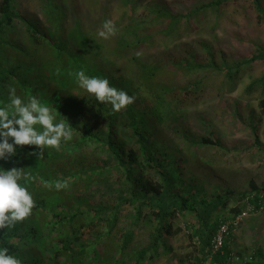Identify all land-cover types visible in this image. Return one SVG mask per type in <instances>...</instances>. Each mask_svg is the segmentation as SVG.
I'll return each mask as SVG.
<instances>
[{
    "label": "trees",
    "instance_id": "1",
    "mask_svg": "<svg viewBox=\"0 0 264 264\" xmlns=\"http://www.w3.org/2000/svg\"><path fill=\"white\" fill-rule=\"evenodd\" d=\"M55 1L39 0L41 20L22 8L20 0H0V104L9 102L8 89L14 87L23 99L34 95L52 107L57 121L65 120L73 130L70 141L62 140L59 151L45 148L42 159L30 154L38 149L18 146L14 157L0 160L5 170L22 167L36 177L27 185L36 207L23 222L0 229V248L7 247L22 264H142L160 251L171 252L165 240L181 232L175 226L181 217L191 218L193 222L185 224L187 235L205 253L226 220L217 213L227 210L234 216L249 202L257 207L258 200L245 199L264 192V182L250 181L248 190L238 194H207L181 167L187 160L184 151L179 144L172 147L160 128L189 146L186 158L193 164L199 162L194 160V147H220L212 132L206 137L190 132L184 107L199 99L204 76L219 70L229 75L255 61L264 64V50L219 66L204 40L194 41L204 54L200 59L193 46L177 37L197 15L224 9L236 0L196 1L183 7L165 0H68L65 6ZM250 1L264 23L261 1ZM113 3L123 11L113 20L116 35L105 40L97 32L109 20ZM172 37L178 40L180 56H166L161 50L149 60L151 55L144 54L145 45ZM80 70L108 79L135 102L113 112L110 104H101L78 86L74 73ZM163 70L204 72L199 79L170 85L156 79ZM57 181L68 187L57 191L46 186ZM234 196L241 203L229 208ZM140 227L147 234L141 246L134 242ZM227 238L222 253L212 256L213 264H224L229 257ZM257 256L252 255L249 264H257Z\"/></svg>",
    "mask_w": 264,
    "mask_h": 264
},
{
    "label": "rangeland",
    "instance_id": "2",
    "mask_svg": "<svg viewBox=\"0 0 264 264\" xmlns=\"http://www.w3.org/2000/svg\"><path fill=\"white\" fill-rule=\"evenodd\" d=\"M165 1L170 4L178 2L183 7L205 0ZM260 1L264 6V0ZM20 2L28 13L43 20L39 0ZM55 2L65 6L68 0ZM252 6L250 0H236L224 9L197 15L189 28L180 30L177 39L193 46L200 59L204 58V54L194 41L204 40L213 50L214 64L219 66L250 58L260 49L264 50V23L260 22ZM96 9L97 4L92 12ZM122 11V6L113 3L109 19L120 18ZM177 39L172 37L166 42L158 40L154 44H147L144 54L151 55L149 60L161 50L166 51V56L170 52H178L180 56V50L175 47ZM203 72L163 70L156 79L165 84L182 85L187 80L199 79ZM263 73L264 64L255 61L243 64L237 72L229 75L219 70L202 78L204 84L200 87L199 99L184 107L186 125L193 135L206 137L212 132L213 137L219 140L220 147H194V160L199 159V162L193 164L191 159L186 158L189 146L180 137L173 136L164 126L160 128L161 133L171 140L172 147L179 144V150L184 151L187 160L180 162L181 167L188 169L189 174L201 182L209 195L214 191L238 194L248 190L250 181L256 184L264 182V80L259 81ZM84 149L91 151L92 147L85 146ZM200 160L204 163H200ZM239 200L238 196H234L229 208L239 205ZM217 214L226 219L231 217L227 210ZM190 219L179 217L175 222L181 232L165 240L171 247L169 254L160 251L158 257L142 264H196L198 259H203V264H213L212 259L204 257L205 253L199 250V243L188 237L190 230L185 224L193 222ZM227 236L229 252H235L241 259L248 254L258 255L255 262L264 264V210L248 212L239 226ZM146 239V231L140 227L134 242L141 246Z\"/></svg>",
    "mask_w": 264,
    "mask_h": 264
},
{
    "label": "clouds",
    "instance_id": "3",
    "mask_svg": "<svg viewBox=\"0 0 264 264\" xmlns=\"http://www.w3.org/2000/svg\"><path fill=\"white\" fill-rule=\"evenodd\" d=\"M117 28L113 20H105L97 35L102 39L115 36ZM59 71V70H58ZM76 83L93 95L101 104H110L113 112H120L135 102V97L110 85L106 78L88 76L85 71L74 73ZM8 103L0 104V160L8 161L16 155L17 147L32 146L39 151L30 154L42 159L45 148L60 150L61 141H70L73 130L65 120L57 121L56 111L41 102L34 95L27 99L16 94L9 86ZM36 179L22 167L5 170L0 167V229L13 228L32 214L36 202L28 184ZM23 181V183H21ZM57 191L66 189L68 184L57 181L46 184ZM0 264H22L21 260L9 254L7 247L0 248Z\"/></svg>",
    "mask_w": 264,
    "mask_h": 264
},
{
    "label": "built area",
    "instance_id": "4",
    "mask_svg": "<svg viewBox=\"0 0 264 264\" xmlns=\"http://www.w3.org/2000/svg\"><path fill=\"white\" fill-rule=\"evenodd\" d=\"M253 198H255V200H258L257 207H254L253 204L249 202L247 203V206L242 212L234 216H231L230 218L220 223L216 232L210 239L208 247L205 250L206 258L209 257L210 259H212L213 258L212 256H215L218 253L220 254L222 253L225 236H227L232 229H235L239 226L244 216L247 215L248 212L254 213L257 211L264 210V192H260L259 194L258 193L250 194V196H247L245 200L251 201V199ZM251 259H252L251 254H248L241 259V257L238 256L235 252H229V257L225 259L224 264H249L251 262Z\"/></svg>",
    "mask_w": 264,
    "mask_h": 264
}]
</instances>
